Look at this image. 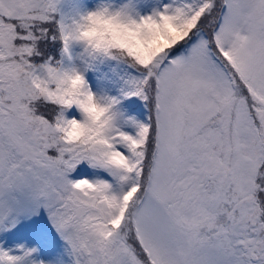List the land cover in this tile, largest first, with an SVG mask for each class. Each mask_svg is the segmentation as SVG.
<instances>
[{"label":"snow or ice","instance_id":"1","mask_svg":"<svg viewBox=\"0 0 264 264\" xmlns=\"http://www.w3.org/2000/svg\"><path fill=\"white\" fill-rule=\"evenodd\" d=\"M0 264H264V0H0Z\"/></svg>","mask_w":264,"mask_h":264}]
</instances>
